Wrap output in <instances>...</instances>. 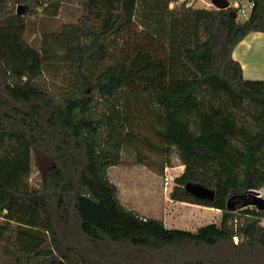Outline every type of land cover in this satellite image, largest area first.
Here are the masks:
<instances>
[{
  "label": "trees",
  "instance_id": "trees-1",
  "mask_svg": "<svg viewBox=\"0 0 264 264\" xmlns=\"http://www.w3.org/2000/svg\"><path fill=\"white\" fill-rule=\"evenodd\" d=\"M76 1L0 0L8 264H264V211L249 205V191L264 188V80L244 79L232 58L248 34L264 33V0H250L244 21L171 0H81L75 22L51 33L57 49L25 39L26 17ZM138 146L160 169L175 154L183 171L169 199L219 210L218 222L168 229L123 207L107 173L123 151L144 165ZM32 149L51 162L37 189Z\"/></svg>",
  "mask_w": 264,
  "mask_h": 264
},
{
  "label": "rangeland",
  "instance_id": "rangeland-1",
  "mask_svg": "<svg viewBox=\"0 0 264 264\" xmlns=\"http://www.w3.org/2000/svg\"><path fill=\"white\" fill-rule=\"evenodd\" d=\"M78 1V2H77ZM64 2L58 15L52 16V11L44 14L43 11L36 13V17H26L27 31L25 39L35 48L57 49L54 36L51 35L63 24L74 23L78 13L75 9L80 8V1ZM248 0H241L245 4ZM25 15V14H24ZM144 133V132H143ZM142 133V134H143ZM152 140V138H150ZM138 150L145 157V164H138L135 153L123 151L121 164L108 170L109 181L116 187L118 198L125 206L136 211L140 216L147 219L164 220L168 229H179L195 232L199 227L212 223L213 213L194 210L186 207H173L174 202L169 199V193L173 187V179L179 176L183 167L179 165L175 154L171 156L172 167L160 169V158L151 154L148 149L138 146ZM50 159L40 151L32 149L30 153V184L37 189L43 182ZM168 179V186L163 181ZM264 199V193L261 192ZM252 200H254L252 198ZM252 202L249 204L251 205ZM193 207L194 205H188ZM213 210V209H212ZM0 224L2 221L0 220ZM236 243V241H234ZM9 257L0 247V264H8Z\"/></svg>",
  "mask_w": 264,
  "mask_h": 264
},
{
  "label": "crops",
  "instance_id": "crops-1",
  "mask_svg": "<svg viewBox=\"0 0 264 264\" xmlns=\"http://www.w3.org/2000/svg\"><path fill=\"white\" fill-rule=\"evenodd\" d=\"M232 58L241 66L242 76L247 80H264V33H250L235 47L232 52ZM119 199V198H118ZM121 205L126 209L132 210L125 206L119 199ZM173 202V201H172ZM173 207L192 208L194 210L202 211L205 208L194 205L188 207L186 203L174 202ZM191 205V204H188ZM134 211V210H132ZM205 211L213 213L212 223H217L221 212L219 210L205 208ZM136 212V211H135ZM162 221V220H161ZM164 226L167 227L165 221H162Z\"/></svg>",
  "mask_w": 264,
  "mask_h": 264
},
{
  "label": "built area",
  "instance_id": "built-area-1",
  "mask_svg": "<svg viewBox=\"0 0 264 264\" xmlns=\"http://www.w3.org/2000/svg\"><path fill=\"white\" fill-rule=\"evenodd\" d=\"M227 7L223 10L217 9L211 2V0H171L169 4V8L172 9L174 7L181 6L185 9H196V8H202L205 10H215V11H226L233 12L235 14V19L238 21H244L248 18L254 4L252 1L248 0L245 4L241 2V0H223ZM168 179L165 177V180L163 181V184L165 187L168 186ZM261 192L264 193V188L259 190H252L249 191L250 197L253 199H259L264 201V199L261 197ZM264 211V210H263ZM262 227H264V217L260 224Z\"/></svg>",
  "mask_w": 264,
  "mask_h": 264
},
{
  "label": "water",
  "instance_id": "water-1",
  "mask_svg": "<svg viewBox=\"0 0 264 264\" xmlns=\"http://www.w3.org/2000/svg\"><path fill=\"white\" fill-rule=\"evenodd\" d=\"M212 4L219 10H223L227 7V4L223 0H211ZM26 9L22 7H18L16 10L17 15H24ZM228 16L231 19H235V14L233 12H228ZM186 191L194 196L197 199L205 200V201H212L214 197V192L207 190L199 185H187L185 187ZM251 206H255L258 210H264V201L259 199H254L252 201ZM227 208L232 210L230 205H227Z\"/></svg>",
  "mask_w": 264,
  "mask_h": 264
}]
</instances>
